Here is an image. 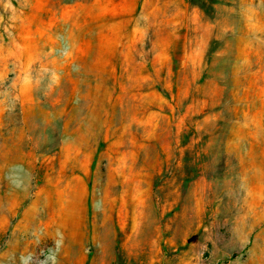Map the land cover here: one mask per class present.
<instances>
[{
	"label": "rangeland",
	"instance_id": "obj_1",
	"mask_svg": "<svg viewBox=\"0 0 264 264\" xmlns=\"http://www.w3.org/2000/svg\"><path fill=\"white\" fill-rule=\"evenodd\" d=\"M0 264H264V0H0Z\"/></svg>",
	"mask_w": 264,
	"mask_h": 264
}]
</instances>
